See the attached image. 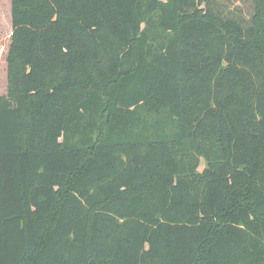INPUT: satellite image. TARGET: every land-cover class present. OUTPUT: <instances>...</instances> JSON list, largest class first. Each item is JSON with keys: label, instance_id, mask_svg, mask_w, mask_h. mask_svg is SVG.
<instances>
[{"label": "trees", "instance_id": "1", "mask_svg": "<svg viewBox=\"0 0 264 264\" xmlns=\"http://www.w3.org/2000/svg\"><path fill=\"white\" fill-rule=\"evenodd\" d=\"M12 22L0 264H264V0H12Z\"/></svg>", "mask_w": 264, "mask_h": 264}, {"label": "rangeland", "instance_id": "2", "mask_svg": "<svg viewBox=\"0 0 264 264\" xmlns=\"http://www.w3.org/2000/svg\"><path fill=\"white\" fill-rule=\"evenodd\" d=\"M236 5H239L243 10H247V4L243 1ZM12 36V0H0V98H6L9 101H11L12 69L8 62V54Z\"/></svg>", "mask_w": 264, "mask_h": 264}]
</instances>
